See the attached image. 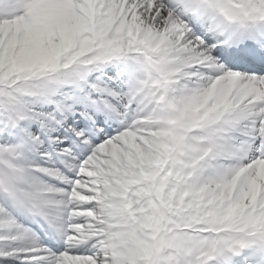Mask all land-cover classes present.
Here are the masks:
<instances>
[{"label":"snow or ice","instance_id":"1","mask_svg":"<svg viewBox=\"0 0 264 264\" xmlns=\"http://www.w3.org/2000/svg\"><path fill=\"white\" fill-rule=\"evenodd\" d=\"M0 264H264V0H0Z\"/></svg>","mask_w":264,"mask_h":264}]
</instances>
